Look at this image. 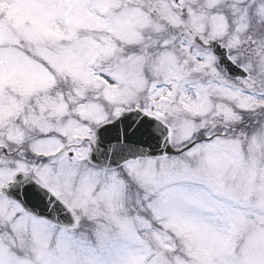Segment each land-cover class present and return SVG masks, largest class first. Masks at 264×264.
<instances>
[{
	"label": "snow or ice",
	"instance_id": "obj_1",
	"mask_svg": "<svg viewBox=\"0 0 264 264\" xmlns=\"http://www.w3.org/2000/svg\"><path fill=\"white\" fill-rule=\"evenodd\" d=\"M15 3L0 264H264V0Z\"/></svg>",
	"mask_w": 264,
	"mask_h": 264
},
{
	"label": "rangeland",
	"instance_id": "obj_2",
	"mask_svg": "<svg viewBox=\"0 0 264 264\" xmlns=\"http://www.w3.org/2000/svg\"><path fill=\"white\" fill-rule=\"evenodd\" d=\"M0 11H2L6 17H20L23 15V10L15 3V0H4L3 5H0Z\"/></svg>",
	"mask_w": 264,
	"mask_h": 264
}]
</instances>
